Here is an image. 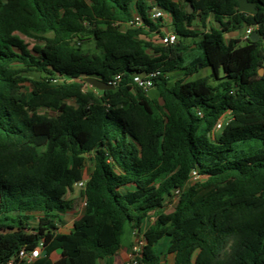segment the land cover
<instances>
[{
  "label": "trees",
  "instance_id": "16d2710c",
  "mask_svg": "<svg viewBox=\"0 0 264 264\" xmlns=\"http://www.w3.org/2000/svg\"><path fill=\"white\" fill-rule=\"evenodd\" d=\"M185 1L190 14L174 0H0V264H27L17 254L42 240L31 264H113L125 228L152 215L141 264H264V0H250L256 13L237 0ZM153 7L170 15L175 45L142 37L162 35ZM136 17L141 26L121 30ZM211 21L219 27L190 29ZM246 26L258 42H226ZM183 38L201 55L187 62ZM199 65L212 77L188 81ZM116 76L105 91L85 82ZM87 156L85 213L60 233ZM193 171L202 180L189 185Z\"/></svg>",
  "mask_w": 264,
  "mask_h": 264
},
{
  "label": "rangeland",
  "instance_id": "374dc122",
  "mask_svg": "<svg viewBox=\"0 0 264 264\" xmlns=\"http://www.w3.org/2000/svg\"><path fill=\"white\" fill-rule=\"evenodd\" d=\"M174 2L178 3L183 8L190 9L185 0H174ZM164 19H165V24L166 25L170 24L169 20H168L169 16L164 15ZM207 26H208L207 28H204L201 25V23L195 22L192 25V30L196 31L199 34H202V33H206L208 30H210L211 26L212 27H216V28L219 27L218 24L215 23L214 21H211V24H209ZM128 28H129V26H121V30H126ZM244 28L236 29L234 31H231L230 33H226L225 34L226 42L228 43L230 41V39H236V38L238 40H240L242 38V36L244 35V31H245ZM142 37L145 39V41L153 44V46H162L161 45V38L158 35H156V34H151L149 36H146V37L142 36ZM29 42L31 44H36L35 41H29ZM81 42H82V46H83L84 49H88V48H91L93 46V42H92L91 39L83 38L81 40ZM182 43H183V45L187 46V51L185 53V59H186L187 62H189L192 59H194L195 57H198V56L201 55L200 51L194 45V38H183L182 39ZM245 44H246V41L241 40L240 45H245ZM147 51L149 52L150 55H152V56L154 55V52L151 49H148ZM212 75H213V69L210 66L199 65L198 70L193 75L189 76L187 78V80L191 81V80H194V79H197V78H201V77H212ZM219 75L222 76L223 73H221L219 71ZM35 77H36L35 75L29 76V78H35ZM213 81H214V78H211V82L212 83H213ZM25 85L26 86H30L29 83H25ZM90 87H92V88H94V89H96L98 91H102V90H99V89H97V88H95V87H93L91 85H90ZM148 94H149L150 97L154 98V97H156V90L154 88H151V89L148 90ZM39 112L43 113V114H48L50 116L55 114L54 111L46 109V108L40 109ZM93 169H94L93 157L92 156H87V159H86V162H85V166L83 168L82 180H87L89 178V176L91 175ZM195 183H196V181H193V180L189 181V185H193ZM76 192L77 193L71 198H73V200L75 201L76 207H78L81 204L82 192H80L79 190H76ZM70 195H69V197H70ZM177 203H178V197L175 196L171 201L166 203L165 211L172 210L177 205ZM155 220H156V216L152 215L151 219H150V222L154 223ZM130 232H131L130 228L126 227L125 231H124V234L122 236V239H121V242H122L123 245H126V246L127 245H131V243L134 242V238L132 237ZM163 264H164V261H163Z\"/></svg>",
  "mask_w": 264,
  "mask_h": 264
},
{
  "label": "built area",
  "instance_id": "2783aa9c",
  "mask_svg": "<svg viewBox=\"0 0 264 264\" xmlns=\"http://www.w3.org/2000/svg\"><path fill=\"white\" fill-rule=\"evenodd\" d=\"M164 15L165 12L158 8V7H153L150 12H149V16L153 21H156L158 19H164ZM123 26H129V28H134V27H139L141 26V20L139 17L135 18V21L131 24L128 25H123ZM257 26H246L244 28V35L242 36V38L240 40H244L247 41L251 38V36L253 35V33L255 32V30L257 31ZM190 29H192V27H190ZM161 45L162 46H173L178 42V37L175 33V31H166L163 30L162 31V35H161ZM75 41L77 39H74ZM120 80L119 76H116L115 79L113 80V82H111L112 86H115ZM134 82L141 87L142 89L148 91L149 89L152 88L153 86V82L151 79L149 78H143V77H135L134 78ZM230 122V116L228 114L223 115L218 122L216 123V125L214 126V129L212 131V136L220 131L225 125H227ZM200 181L202 180V177L199 176L197 174V172L193 171L190 177V181ZM86 182L87 180H80L79 182H77L74 186L75 190H79L80 192H82L85 189L86 186ZM177 196V195H176ZM83 200H82V207L85 209L86 208V197L84 195H82ZM178 197V196H177ZM144 245V239L142 241H138L136 246L133 247L132 249V254L129 258V261L126 264H141V252H142V247ZM44 246V240H42L40 242V244L33 250H27L25 248L21 249L19 251V253L16 256V259L19 261H23L27 264H31L34 261H36L41 254V250ZM8 264H14V261H10L8 262Z\"/></svg>",
  "mask_w": 264,
  "mask_h": 264
},
{
  "label": "crops",
  "instance_id": "0c3cea01",
  "mask_svg": "<svg viewBox=\"0 0 264 264\" xmlns=\"http://www.w3.org/2000/svg\"><path fill=\"white\" fill-rule=\"evenodd\" d=\"M165 15L169 16L168 20H169L170 24L166 25L165 19H164V27L162 28V31L163 30L174 31V28L171 24L170 15L166 12H165ZM76 193L77 192L75 190L70 195V197L68 196V199H73L71 197H73ZM82 200H83V197H82ZM82 200H81L80 206L76 207V205H75L74 210L72 212H70V214H67L64 216V223L59 226V232L60 233H70L72 228H73L74 222L84 215L85 209L82 207ZM150 219L145 220L143 222L142 228L140 230H134V229L130 228L129 226H127L131 230L130 233H131L132 237L134 238V242L131 243V245H127V246L123 245L121 242V247L114 257L113 264H126L129 261V258L132 254L133 247L136 246L138 241H142L144 239L145 231L148 229V227H150L153 224V222H150ZM51 258L53 261H56L60 258V255L58 253H54ZM174 259H175V255H168L167 257H165L162 260L161 264H163V261H164V264H174Z\"/></svg>",
  "mask_w": 264,
  "mask_h": 264
},
{
  "label": "water",
  "instance_id": "95a60500",
  "mask_svg": "<svg viewBox=\"0 0 264 264\" xmlns=\"http://www.w3.org/2000/svg\"><path fill=\"white\" fill-rule=\"evenodd\" d=\"M237 1L239 4L240 12H244V13H256L257 12L255 2H252L250 0H237ZM192 12H193V8L188 9L189 14ZM260 39H261V36L259 35V33L257 31H255L250 38V40L252 42H258ZM259 75L260 76L264 75V63H263V67L259 70ZM85 82H87L89 85H91V86H93L99 90H102V91L114 88V86L109 85V84H107V83H105L99 79L92 78V77L86 78ZM4 264H8V261H6Z\"/></svg>",
  "mask_w": 264,
  "mask_h": 264
}]
</instances>
